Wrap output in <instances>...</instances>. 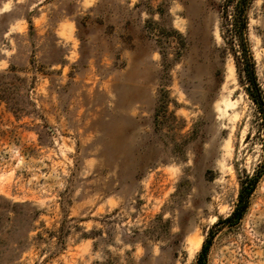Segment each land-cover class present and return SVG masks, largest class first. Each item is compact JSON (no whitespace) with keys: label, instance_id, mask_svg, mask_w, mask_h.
<instances>
[{"label":"rangeland","instance_id":"374dc122","mask_svg":"<svg viewBox=\"0 0 264 264\" xmlns=\"http://www.w3.org/2000/svg\"><path fill=\"white\" fill-rule=\"evenodd\" d=\"M224 0H0V264H264L260 115ZM152 28V29H151ZM264 92V0L248 10Z\"/></svg>","mask_w":264,"mask_h":264},{"label":"trees","instance_id":"16d2710c","mask_svg":"<svg viewBox=\"0 0 264 264\" xmlns=\"http://www.w3.org/2000/svg\"><path fill=\"white\" fill-rule=\"evenodd\" d=\"M253 0H224L221 6V31L225 42L233 50L237 67L245 78L246 90L256 105L260 115L261 129L264 134V92L258 82L255 60L248 38V10ZM152 29V28H151ZM264 141V138H263ZM264 171V161L259 164L254 174H247L241 181L238 202L233 212L221 222H238L245 214L250 197ZM216 231L212 228L207 236L194 264H207L208 252Z\"/></svg>","mask_w":264,"mask_h":264}]
</instances>
